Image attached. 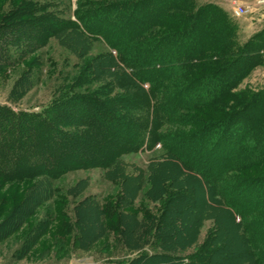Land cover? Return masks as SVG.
I'll use <instances>...</instances> for the list:
<instances>
[{
	"label": "rangeland",
	"instance_id": "rangeland-1",
	"mask_svg": "<svg viewBox=\"0 0 264 264\" xmlns=\"http://www.w3.org/2000/svg\"><path fill=\"white\" fill-rule=\"evenodd\" d=\"M24 1L49 3L51 11L62 22L69 23L76 20L78 14L93 15L92 11L100 6L122 0H0V106L16 115L29 113L47 117L54 121L58 130L81 134L84 116L98 111V106L82 110L86 105L79 102L76 108H70L73 115L69 116L55 114V105L70 97L76 98L75 95H83L121 115L135 113V110L122 109L114 100L140 96V85L149 95L150 85L132 75L135 82L132 86L126 77L132 69L123 64L118 51L103 40H95L89 35L85 39L76 29L67 28L47 43L36 44L33 38L31 40L32 34H27L28 42L20 37V33L26 32L20 27H15L14 31L2 29L17 20L13 13ZM197 1L200 5L214 3L227 11L238 26L240 44L264 29V0ZM238 6L248 11L240 18L234 15ZM108 14L110 12L101 14L98 23H103ZM87 22L93 21L89 17ZM157 31L162 34L171 30L158 27ZM37 35L34 33L33 37ZM23 42L35 47L31 46V53L15 64H9L15 58L16 47H21ZM78 74H81V81H77ZM213 80L218 81V78L203 82L198 90L189 92L188 97L202 93L206 86L214 84ZM240 90L245 94L264 92V61L252 68L233 92ZM221 101L181 108L173 121L161 129L165 139L153 148L149 147L148 133L142 149L125 156L128 172L125 174L134 179L125 178L121 172L109 174L102 168L75 170L56 181L46 176L25 183L4 182L0 178V227L13 209L20 208L12 212V218L16 214L24 217L20 224L19 220L16 222L19 216L0 228V264H127L134 259L133 264H189L188 257L200 254L210 257L212 264H264L250 229L244 228L239 217L234 221L224 205L230 193L234 198L254 199L256 196L252 192L257 189L264 197L261 183L264 160L259 159L238 172H231L230 183L237 188L232 186L234 190L230 188L229 192L221 193L211 189L210 200H205L200 177H194L195 173L185 166L173 167L178 161L168 155L169 151L182 156L187 151L195 153L197 144L206 155L220 140V151L233 146L230 142L233 144L234 138L227 142L214 136L211 142H203L199 137L200 130L221 119L219 111L225 104ZM147 103L148 99L144 106ZM98 108L100 111L101 107ZM226 109L224 112H228ZM255 113V110L251 111L246 120L249 148L251 145L256 148L258 139L264 138V121L259 119L254 123ZM18 120L25 121L19 116L11 118V121ZM69 136H63L60 143L66 149L76 150L77 146ZM220 154L215 151L213 156ZM46 189L48 192L45 193ZM117 197L126 198L117 207L122 217L120 221L112 218L107 222L105 205L108 201H117ZM44 219L49 221L48 227L36 226ZM65 222L70 224L69 228ZM13 225L17 228L11 229ZM262 247L264 242L257 248ZM149 254L157 256L146 257Z\"/></svg>",
	"mask_w": 264,
	"mask_h": 264
},
{
	"label": "trees",
	"instance_id": "trees-1",
	"mask_svg": "<svg viewBox=\"0 0 264 264\" xmlns=\"http://www.w3.org/2000/svg\"><path fill=\"white\" fill-rule=\"evenodd\" d=\"M20 6L15 8L13 13L16 14L17 20L9 22L2 29L14 31L15 27H20L27 32L20 33V37L28 42L30 37L27 34H32L31 40L33 38L36 44L47 43L67 28L76 29L85 39L86 35H89L95 40H103L117 50L121 62L132 69L131 74H126L131 85H135L132 75L138 76L141 83L150 85L151 97L144 93L143 86L139 84L140 96L133 99L132 95L114 100L122 109L135 110L131 115L110 111L102 107L99 101L83 95H75L77 99L70 97L55 105V114L69 116L73 115L70 108H76L79 102L89 106L82 107V110L101 107L100 111L97 107L98 111L95 113L84 114L86 120L82 122V134L58 130L54 127L52 119L36 114H17L25 121H11V118L18 116L8 108L0 106V178L4 182L25 183L40 176L56 181L69 172L94 168H102L109 174L121 172L125 178L134 179L132 175L125 174L128 173L125 156L142 149L148 133L150 148L164 140L165 135L161 129L173 121L181 108L212 100H222L221 102L225 103L219 111L222 117L200 130L199 137L203 142H211L214 136L221 137L218 140L223 141L234 138L233 144L230 142V146H233L229 151H220V140L215 149L206 155H203L198 144L195 153L187 151L183 156L180 153L178 155L176 151H169L168 155L176 157L179 162H175L173 167L185 166L195 173L194 177H200L204 199L210 200L211 189L218 191L217 193L229 192L233 186L232 182L230 183L231 172H238L243 166L259 159L264 160V138L258 139L259 146L256 148L252 145L249 148L248 144L251 142L249 143L246 133V120L249 119L251 111L256 112L254 123L259 119L264 121V92H233L248 72L264 61V29L246 43L240 44L237 37L238 26L227 11L214 3L200 5L197 0L116 1L100 6L92 11L93 15L78 14L76 20L69 23L62 22L51 11L49 3L24 1ZM106 12L110 14L106 16L105 21L98 23L100 15ZM25 17L30 19H23ZM89 17L93 21L91 24L87 22ZM158 27L171 31L160 34ZM34 33H38L35 38ZM20 46L16 47L14 60L7 55L8 60L13 61L9 64H15L27 53H31V46L34 45L23 42ZM210 70L212 71L209 72ZM77 78V81H81V74H78ZM214 78H218V81L213 80L212 86H206L202 93L188 97L189 92L198 90L203 82H210ZM147 99L148 103L144 106ZM225 108L228 112H224ZM63 136L73 139L78 150L62 146L60 139ZM215 151L218 154L225 153L213 156ZM261 183L264 185V179ZM44 192H48L47 189ZM252 193H255L256 197L246 200L241 197L234 198L230 193L224 205L228 207L225 210L232 214L234 221L239 217L244 228L250 229L255 247H258V244L264 242V197L262 191L258 192L257 189ZM125 199L117 197V201L107 202L104 208L107 222H111L112 218L120 221L122 214L117 207L119 202ZM18 209H13L12 212ZM12 212L3 220L2 227L19 216L16 220H19L18 224L24 219L21 214L12 218ZM48 225L49 221L44 219L38 221L36 226L45 228ZM65 226L69 228L70 224L65 222ZM16 228V225L11 227ZM257 247L256 250L264 260V247ZM153 255L146 257L157 256ZM247 255L251 256L250 253ZM205 257L207 256L200 254L188 257L187 260L189 264H193V260L198 261L197 264H212L210 257ZM134 261L136 259L127 264H133Z\"/></svg>",
	"mask_w": 264,
	"mask_h": 264
},
{
	"label": "built area",
	"instance_id": "built-area-1",
	"mask_svg": "<svg viewBox=\"0 0 264 264\" xmlns=\"http://www.w3.org/2000/svg\"><path fill=\"white\" fill-rule=\"evenodd\" d=\"M247 9H245L244 7L238 6L234 9V15L237 18L243 17L244 15L247 14Z\"/></svg>",
	"mask_w": 264,
	"mask_h": 264
}]
</instances>
